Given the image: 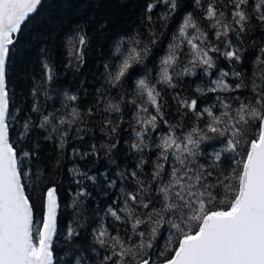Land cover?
I'll return each instance as SVG.
<instances>
[{
	"label": "snow or ice",
	"instance_id": "snow-or-ice-1",
	"mask_svg": "<svg viewBox=\"0 0 264 264\" xmlns=\"http://www.w3.org/2000/svg\"><path fill=\"white\" fill-rule=\"evenodd\" d=\"M160 2L169 9L160 19L167 20L177 9V0H155L147 5V12L151 13ZM41 3L42 0H0V264H60L54 247L60 235L57 188L47 187L41 193L42 217L36 221L34 204L25 184L30 169L22 164L23 158L38 159L39 145L33 151L21 149L18 153L9 138L6 68L22 25L37 12ZM195 5L210 22L209 29L217 43L213 44L208 32L201 28L193 13L188 12L160 60L155 82L148 77L136 81L135 93L127 100L135 109V123L139 128L137 142L131 147L139 153L153 146L159 151L152 171L145 174L150 179L141 180L136 170L131 171L129 175L136 189L129 192L121 189L124 207L109 206L105 213L121 222L122 229L115 228L113 234L103 222L93 229L94 243L105 250L100 264H264V70L259 83L255 72L254 78L246 83L243 72L221 70L220 77L212 80L206 89L210 93L250 89L251 96L243 100L239 96L221 98L217 95L216 103L200 108L197 99L182 98L177 93L173 99L178 103L180 115L186 117L191 113L195 117L190 128L180 123L172 125L165 119L166 102L158 88V85L176 88V78L195 75L197 68L211 76L217 54L242 64L243 51L239 45L251 30L253 19L264 28V0H254L252 4L249 0H229L231 11L227 14L217 6L216 0H208L206 7L203 0H195ZM147 19L151 21L152 17L149 15ZM151 35L155 37L156 33ZM74 40L70 55L82 64L88 46L87 34L81 30ZM151 43L155 44L156 40L152 39ZM116 53L119 64L114 73L108 72L113 87L143 64L150 48L133 37L119 41ZM253 65H264V43ZM44 68L46 82H50L53 69L48 64ZM229 76L238 82L228 83L225 78ZM196 91L205 94L200 87ZM66 99L75 102L78 97L66 95ZM231 101L236 102L235 107ZM108 108L121 112L119 105L110 104ZM38 110L34 104L32 112ZM88 114H92V109H88ZM70 115L71 119L60 118L54 111L44 115L38 125L58 133L61 149L71 126L82 119L75 107L71 108ZM106 124L112 126V132L116 131L111 120ZM161 124L168 126L167 133L161 135L155 145L146 142L145 138ZM62 126H67V130H61ZM34 127L30 117L23 124L25 132ZM24 135L22 132L21 138ZM213 141L219 147L206 152L202 146ZM115 146L112 144L110 149ZM92 148V154L99 155L95 145ZM146 163L148 161L141 157L137 165L141 173ZM86 178L96 179L95 176ZM120 178H124L123 174ZM84 195L86 191L77 193V196ZM73 206H76L75 201ZM77 236L79 232L69 225L65 242ZM91 250L96 252L95 247ZM77 264L81 262L77 260Z\"/></svg>",
	"mask_w": 264,
	"mask_h": 264
},
{
	"label": "trees",
	"instance_id": "trees-1",
	"mask_svg": "<svg viewBox=\"0 0 264 264\" xmlns=\"http://www.w3.org/2000/svg\"><path fill=\"white\" fill-rule=\"evenodd\" d=\"M153 2L155 0H42L37 12L22 25V31L16 37L17 44L12 49L6 68L9 138L18 153L21 149L33 151L39 145L36 149L38 159L23 158L22 164V167L30 169L25 184L34 204L36 221L42 217L41 193L47 187L57 188L60 235L54 247L60 264H77V260L81 264H100L105 250L94 243L93 229L100 227L102 222L113 234L115 228L122 229L121 222L105 215L108 207L122 209L124 196L121 189L124 192L136 189L135 181L129 175L131 171L136 170L141 180L150 179L145 174L152 171L159 149L153 146L139 153L131 147L137 142L136 131L139 128L135 123V109L127 100L135 93L136 81L148 77L155 82L160 60L167 53L173 34L177 33L188 12L193 13L201 28L208 32L213 44L217 43L209 29L210 22L203 18V12L196 7L195 0H177V9L168 15L167 20L160 19L162 14L169 13L168 6L163 2L157 3L151 13L147 12V5ZM253 2L249 0V4ZM207 3L208 0H203L205 7ZM216 4L226 14L231 11L229 0H222V4L221 0H216ZM149 15L151 21L147 19ZM228 18L230 20V16ZM81 30L87 34L88 46L84 52V62L78 64L70 53L75 46L74 37ZM153 32L156 33L155 37L151 35ZM133 37L147 45L150 53L143 64L136 66L120 85L113 87L109 83L108 72L114 73L119 64L116 46L122 39ZM152 39L156 40L155 44L151 43ZM233 43L237 41L233 39ZM262 43L264 28L253 19L251 30L239 45L243 51L242 64L217 54L216 67L211 76L197 68L195 75L176 78L178 86L174 89L158 85L166 102L163 108L165 119L172 125L180 123L185 128H190L195 120L191 113L186 117L180 115L178 103L173 99L177 93L182 98L197 99L200 108L216 103L217 95L221 98L239 96L241 100L250 97V89H240L235 93H210L206 89L211 86L212 80L220 77L221 70L243 72L246 83L254 78L255 72V79L259 83L264 65L256 67L253 61ZM220 47L223 50V45ZM45 64L53 69L54 76L50 82H46ZM225 79L233 85L238 82L232 76ZM197 87L205 90V94L198 93ZM65 94L75 95L78 99L75 102L67 101ZM231 102L235 107L236 102ZM34 104L39 109L37 112H32ZM110 104L119 105L121 112L110 110ZM73 107L77 108L82 119L71 126L67 142L61 149L58 133H52L47 127L41 129L38 125L44 115L54 111L60 118L71 119L70 110ZM88 109H92L91 115ZM149 111L152 109L149 108ZM29 117L30 124L36 127L25 132L23 124L29 121ZM109 120L116 125L115 132L111 131V125L106 124ZM61 130H67V126H62ZM167 131L168 126L161 124L145 141L155 145ZM22 132L25 133L23 138ZM49 135L51 139H45ZM112 144L116 146L110 149ZM93 145L99 155L92 154ZM202 147L211 153L219 145L213 141L206 142ZM141 157L148 161L143 166V173L137 168ZM120 174H123V179ZM86 176H95L96 179L92 181ZM80 191H86L87 195L77 196ZM69 225L79 232V236L66 243L64 236ZM94 247L96 252L91 250Z\"/></svg>",
	"mask_w": 264,
	"mask_h": 264
}]
</instances>
